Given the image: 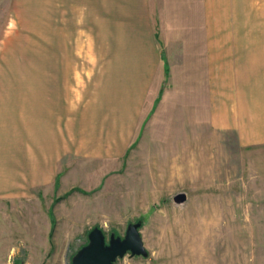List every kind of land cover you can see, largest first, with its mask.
Wrapping results in <instances>:
<instances>
[{"label": "rangeland", "instance_id": "1", "mask_svg": "<svg viewBox=\"0 0 264 264\" xmlns=\"http://www.w3.org/2000/svg\"><path fill=\"white\" fill-rule=\"evenodd\" d=\"M145 5L0 0V264H70L137 221L147 256L115 264H264V140L212 122L214 15Z\"/></svg>", "mask_w": 264, "mask_h": 264}, {"label": "crops", "instance_id": "2", "mask_svg": "<svg viewBox=\"0 0 264 264\" xmlns=\"http://www.w3.org/2000/svg\"><path fill=\"white\" fill-rule=\"evenodd\" d=\"M142 1L134 0L136 4L144 3V5L147 4L148 0ZM199 4L205 15H207V11L213 13V22L216 26L214 35H208L202 41L204 57L213 69L212 122L215 128L219 130L236 131L239 139L245 143L254 140L263 141V5H258V7L261 6L258 9L261 15L255 16L254 0H199ZM144 9L149 10L150 8L145 7ZM101 10L108 11L109 8ZM136 10H140V8ZM237 21L243 22L241 28L245 31L244 35L234 34L233 28L237 26ZM154 37L155 39L158 38L157 32L154 33ZM44 143L46 142L44 141ZM48 145L43 144L44 148ZM18 146L19 143H16L14 147L11 144V146L7 145L6 148L9 151H15ZM33 146L40 151L36 143ZM40 152L43 156L55 155V151ZM34 174L37 177L39 173L35 171Z\"/></svg>", "mask_w": 264, "mask_h": 264}, {"label": "water", "instance_id": "3", "mask_svg": "<svg viewBox=\"0 0 264 264\" xmlns=\"http://www.w3.org/2000/svg\"><path fill=\"white\" fill-rule=\"evenodd\" d=\"M140 227L141 221L129 223L123 237L110 233L107 239L101 227L94 226L87 234V243L74 253L70 264H115L126 253L147 256Z\"/></svg>", "mask_w": 264, "mask_h": 264}]
</instances>
